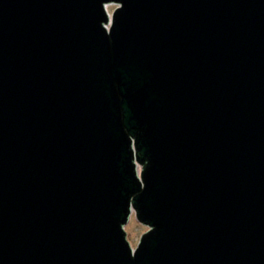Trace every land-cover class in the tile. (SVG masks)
I'll return each mask as SVG.
<instances>
[{"label": "water", "instance_id": "obj_1", "mask_svg": "<svg viewBox=\"0 0 264 264\" xmlns=\"http://www.w3.org/2000/svg\"><path fill=\"white\" fill-rule=\"evenodd\" d=\"M0 264H264V0H0Z\"/></svg>", "mask_w": 264, "mask_h": 264}, {"label": "rangeland", "instance_id": "obj_2", "mask_svg": "<svg viewBox=\"0 0 264 264\" xmlns=\"http://www.w3.org/2000/svg\"><path fill=\"white\" fill-rule=\"evenodd\" d=\"M115 8H116L115 4L109 5L108 8L109 13H112ZM125 230L127 231L128 240L130 241L131 245L133 247H136L142 234L145 233L148 230V228L140 224L136 220L135 215L133 214L128 224L126 225Z\"/></svg>", "mask_w": 264, "mask_h": 264}, {"label": "bare ground", "instance_id": "obj_3", "mask_svg": "<svg viewBox=\"0 0 264 264\" xmlns=\"http://www.w3.org/2000/svg\"><path fill=\"white\" fill-rule=\"evenodd\" d=\"M109 8V6H107V9Z\"/></svg>", "mask_w": 264, "mask_h": 264}, {"label": "built area", "instance_id": "obj_4", "mask_svg": "<svg viewBox=\"0 0 264 264\" xmlns=\"http://www.w3.org/2000/svg\"><path fill=\"white\" fill-rule=\"evenodd\" d=\"M132 217V216H131ZM131 219V218H130Z\"/></svg>", "mask_w": 264, "mask_h": 264}]
</instances>
